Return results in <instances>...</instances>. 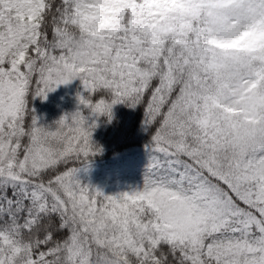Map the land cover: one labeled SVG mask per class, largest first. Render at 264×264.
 Masks as SVG:
<instances>
[{"label":"snow or ice","instance_id":"1","mask_svg":"<svg viewBox=\"0 0 264 264\" xmlns=\"http://www.w3.org/2000/svg\"><path fill=\"white\" fill-rule=\"evenodd\" d=\"M101 5L116 27L85 32ZM76 78L39 124L30 100ZM120 103L143 186L105 195L77 174ZM0 264H264V0H0Z\"/></svg>","mask_w":264,"mask_h":264},{"label":"trees","instance_id":"2","mask_svg":"<svg viewBox=\"0 0 264 264\" xmlns=\"http://www.w3.org/2000/svg\"><path fill=\"white\" fill-rule=\"evenodd\" d=\"M88 96L79 78L68 84L59 85L47 94V98L31 99L38 123L52 125L62 114L75 111L78 107L76 93ZM98 94L93 93L96 100ZM84 114L91 110L79 105ZM111 121L104 115L93 117L97 126L93 140L102 151L90 158L87 170L81 169L77 177L82 184H90L105 195L139 190L143 186V172L146 163L145 143L148 133L142 125L143 113L139 106L132 108L120 103L113 106Z\"/></svg>","mask_w":264,"mask_h":264},{"label":"clouds","instance_id":"3","mask_svg":"<svg viewBox=\"0 0 264 264\" xmlns=\"http://www.w3.org/2000/svg\"><path fill=\"white\" fill-rule=\"evenodd\" d=\"M79 19V27H82L85 32L91 31L96 35L115 28L117 24L114 16L105 5L96 7L90 13L81 15ZM69 30L72 31L73 29L70 27Z\"/></svg>","mask_w":264,"mask_h":264}]
</instances>
